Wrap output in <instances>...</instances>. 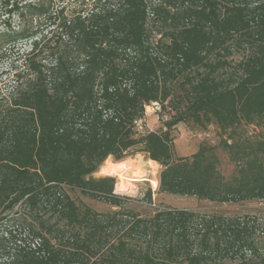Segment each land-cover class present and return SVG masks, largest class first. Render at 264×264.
Listing matches in <instances>:
<instances>
[{
	"label": "trees",
	"instance_id": "16d2710c",
	"mask_svg": "<svg viewBox=\"0 0 264 264\" xmlns=\"http://www.w3.org/2000/svg\"><path fill=\"white\" fill-rule=\"evenodd\" d=\"M53 1H12L7 11L54 31L8 25L5 34L29 51L0 102V226L17 222L24 232L0 235V264H264V217L169 206L141 215L114 193L113 177H93L109 157L139 148L161 167L158 194L264 201V133L234 134L264 125V0H56V9ZM231 48L248 51L240 74L218 79ZM151 103L174 114L163 130L136 135L133 122ZM179 123L227 134L218 146L235 166L230 178L217 146L175 155ZM65 187L116 210H81Z\"/></svg>",
	"mask_w": 264,
	"mask_h": 264
},
{
	"label": "rangeland",
	"instance_id": "374dc122",
	"mask_svg": "<svg viewBox=\"0 0 264 264\" xmlns=\"http://www.w3.org/2000/svg\"><path fill=\"white\" fill-rule=\"evenodd\" d=\"M8 1L10 2L8 3ZM12 1L18 5H25L35 0H0V102L7 100L17 86L15 73H22L25 71L23 58L29 51L28 44L17 43L13 45V43L5 37L8 25L15 31L28 29L30 32H40V34L47 35V37L54 31V27L49 26L43 19H35L34 21L27 19L21 20L15 15L10 16L7 11L10 9ZM53 3H55L54 8L56 9L58 2L54 0ZM72 4L73 3L67 5L68 11L72 10ZM247 53V50L243 51L242 49L237 50L236 48H231V54L226 56L225 60L227 66L216 74L217 78L225 80L230 76L235 77L239 75L237 64ZM164 105L166 108H163L162 105L159 104L160 111L157 113H153L154 108L151 104L149 105L150 107L147 108L149 116L146 119V132L164 129V122L169 120L174 114V111L167 106V103ZM261 133H264V125H243L238 128L234 134L252 139ZM171 135L173 138L174 153L178 157L190 156L197 150L201 142L217 146L216 155L219 159L220 173L227 179L233 174L235 168L234 164L228 159L227 153L218 146L221 140L227 138V134H224L215 125L211 124L205 129H199L189 123H179L172 129ZM138 149L139 148H134L130 150L128 156L121 161H115L112 157H109L112 164L121 162L129 164L130 169L123 172L122 177L101 172L100 168L102 165L99 167L98 171L93 174V177L108 176L115 179L114 193L128 199L125 205L126 208L141 215H151L155 209L169 206L171 208L185 209L207 215H222L227 217L257 215L264 217V201L213 203L205 200H198L195 197L158 194L157 189H153L151 181L157 180L161 167L157 163L154 165L151 163L148 164L150 160L147 159V155L138 152ZM133 175L137 177H130ZM126 183L129 184V189L124 190L122 185ZM64 190L81 210L84 207H88L98 213L116 210L106 203L82 195L78 190L69 189L67 187H65ZM149 190L151 193L150 203L144 199L145 193ZM23 210L22 206H17L14 212L19 211L21 213ZM11 216L12 214L9 215V217ZM39 216H42L44 220H51V222H53V219H50L49 215L45 214L43 210L39 212ZM9 232L15 237H19L24 233L23 228L17 222L6 226H0V235Z\"/></svg>",
	"mask_w": 264,
	"mask_h": 264
},
{
	"label": "bare ground",
	"instance_id": "6f19581e",
	"mask_svg": "<svg viewBox=\"0 0 264 264\" xmlns=\"http://www.w3.org/2000/svg\"><path fill=\"white\" fill-rule=\"evenodd\" d=\"M149 163H151L152 165L155 164V162H153L151 160L148 162V164ZM129 169H130V166L126 162L112 164L111 161H110V158H108L104 162V164H102V166L100 168L101 172H103V173H107L108 175H114L115 174V175H117L119 177H122V173L126 172ZM130 177L133 178V177H137V176L133 175V176H130ZM151 184H152L153 189L156 190L157 186H158L157 180H152Z\"/></svg>",
	"mask_w": 264,
	"mask_h": 264
},
{
	"label": "built area",
	"instance_id": "2783aa9c",
	"mask_svg": "<svg viewBox=\"0 0 264 264\" xmlns=\"http://www.w3.org/2000/svg\"><path fill=\"white\" fill-rule=\"evenodd\" d=\"M152 107L154 108L153 113L154 112H159L160 111V106L158 103H151ZM150 106H146L145 107V112H144V116L140 119H137L133 122V130L136 133V135H142L146 132V119L149 116V113L147 112V108H149Z\"/></svg>",
	"mask_w": 264,
	"mask_h": 264
}]
</instances>
